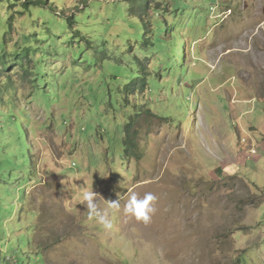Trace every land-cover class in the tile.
Listing matches in <instances>:
<instances>
[{"label": "rangeland", "instance_id": "374dc122", "mask_svg": "<svg viewBox=\"0 0 264 264\" xmlns=\"http://www.w3.org/2000/svg\"><path fill=\"white\" fill-rule=\"evenodd\" d=\"M133 192L158 197L151 223L124 212ZM19 250L264 264V0H0V258Z\"/></svg>", "mask_w": 264, "mask_h": 264}, {"label": "clouds", "instance_id": "9594fccd", "mask_svg": "<svg viewBox=\"0 0 264 264\" xmlns=\"http://www.w3.org/2000/svg\"><path fill=\"white\" fill-rule=\"evenodd\" d=\"M82 203H86V209L89 220H95L98 224L102 225L105 230L113 229V222L109 219L108 213L98 207L96 201L97 193L93 190L83 188L82 190ZM158 197L152 192H146L143 197H139L136 193H131L124 204V212L134 217L138 222L145 225L151 223L153 215L157 209L155 203ZM108 207L111 209H119L120 198L111 201L108 200Z\"/></svg>", "mask_w": 264, "mask_h": 264}, {"label": "trees", "instance_id": "16d2710c", "mask_svg": "<svg viewBox=\"0 0 264 264\" xmlns=\"http://www.w3.org/2000/svg\"><path fill=\"white\" fill-rule=\"evenodd\" d=\"M179 46L174 45V50L172 51V56L173 58H177V54L179 53L180 58L184 61L185 60V42H179ZM181 44L183 45L182 51H180ZM179 58V59H180ZM175 63V62H174ZM146 113L149 115H157L148 109L146 110ZM140 115V110L134 112L133 116H130V119L128 123L124 127V136H123V145H124V151H125V156L128 157L134 156L135 155V150H136V136H137V130L134 127L135 124V119L137 116ZM158 116V115H157ZM160 116V115H159ZM165 118V117H164ZM16 256L13 257V264H31L29 262V258L27 257L26 254H23V251L19 250L15 252ZM38 257V263L44 264V258L40 253L37 254ZM0 264H9L6 260L0 258Z\"/></svg>", "mask_w": 264, "mask_h": 264}]
</instances>
